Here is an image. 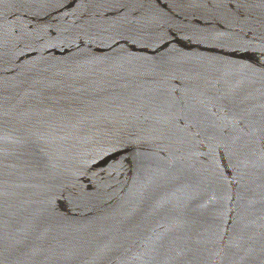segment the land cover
Listing matches in <instances>:
<instances>
[{
    "label": "water",
    "instance_id": "obj_1",
    "mask_svg": "<svg viewBox=\"0 0 264 264\" xmlns=\"http://www.w3.org/2000/svg\"><path fill=\"white\" fill-rule=\"evenodd\" d=\"M0 264H264V0H0Z\"/></svg>",
    "mask_w": 264,
    "mask_h": 264
}]
</instances>
